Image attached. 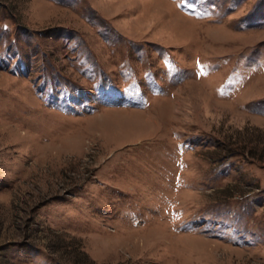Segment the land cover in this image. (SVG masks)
<instances>
[{
	"label": "rangeland",
	"instance_id": "rangeland-1",
	"mask_svg": "<svg viewBox=\"0 0 264 264\" xmlns=\"http://www.w3.org/2000/svg\"><path fill=\"white\" fill-rule=\"evenodd\" d=\"M0 264H264V0H0Z\"/></svg>",
	"mask_w": 264,
	"mask_h": 264
}]
</instances>
